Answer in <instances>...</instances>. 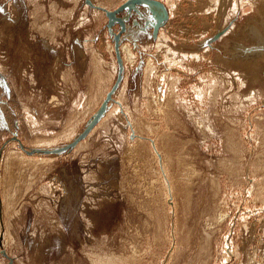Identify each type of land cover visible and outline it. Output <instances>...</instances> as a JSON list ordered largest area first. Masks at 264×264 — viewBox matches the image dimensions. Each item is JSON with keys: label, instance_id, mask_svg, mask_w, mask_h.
I'll list each match as a JSON object with an SVG mask.
<instances>
[{"label": "rangeland", "instance_id": "rangeland-1", "mask_svg": "<svg viewBox=\"0 0 264 264\" xmlns=\"http://www.w3.org/2000/svg\"><path fill=\"white\" fill-rule=\"evenodd\" d=\"M109 10L124 0H89ZM104 11L0 0V264H264V0ZM154 10V11H153Z\"/></svg>", "mask_w": 264, "mask_h": 264}, {"label": "water", "instance_id": "water-1", "mask_svg": "<svg viewBox=\"0 0 264 264\" xmlns=\"http://www.w3.org/2000/svg\"><path fill=\"white\" fill-rule=\"evenodd\" d=\"M85 1L88 4L94 6L98 9L103 10L104 14L108 18V24L112 23L115 20L120 25L119 32L114 34V45H113L114 52H115V58H116V62H117L116 77H115V80H114L113 84L111 85L110 89L106 92L104 98L100 102L98 108L93 113L92 117L89 119V121L87 122V124L85 125L83 130L71 142L66 143V144L59 146V147L52 148V149H48V148L34 149L35 151L57 152V151L62 150L64 148L70 147L73 143L76 142L77 139L82 137L87 132V130L94 124V122H96L98 117L103 113L105 106H106V101L110 98V93L112 92V90L117 85V82L120 80L121 72H122V63L120 60V55H119V50H118V40H119L120 31H122L124 29V22H123V17L117 16L116 13L122 9H126L128 12H130L131 9L137 10L136 5H138V4L156 7L158 9L159 14L157 15V17L152 22L153 33L156 30L157 26L163 22V20L166 18V15H167L165 6L159 0H124L118 7L111 9V10H109L103 6H100V5L92 4L89 0H85Z\"/></svg>", "mask_w": 264, "mask_h": 264}]
</instances>
